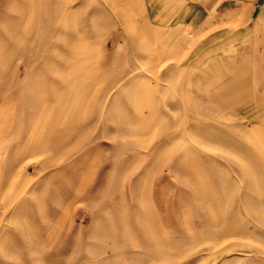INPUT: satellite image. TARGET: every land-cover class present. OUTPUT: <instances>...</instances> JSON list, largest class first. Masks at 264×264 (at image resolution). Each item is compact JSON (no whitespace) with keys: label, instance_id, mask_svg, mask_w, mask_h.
<instances>
[{"label":"rangeland","instance_id":"374dc122","mask_svg":"<svg viewBox=\"0 0 264 264\" xmlns=\"http://www.w3.org/2000/svg\"><path fill=\"white\" fill-rule=\"evenodd\" d=\"M256 3L183 29L0 0V264H264Z\"/></svg>","mask_w":264,"mask_h":264},{"label":"crops","instance_id":"0c3cea01","mask_svg":"<svg viewBox=\"0 0 264 264\" xmlns=\"http://www.w3.org/2000/svg\"><path fill=\"white\" fill-rule=\"evenodd\" d=\"M140 2L146 20L161 28L170 26L183 29H192L196 26L198 28L216 18L221 23L223 21L238 23L236 28H241L250 25L258 16H252L258 5L256 0H140ZM241 6L243 7L241 11L244 10L245 13L237 14L236 10Z\"/></svg>","mask_w":264,"mask_h":264},{"label":"water","instance_id":"95a60500","mask_svg":"<svg viewBox=\"0 0 264 264\" xmlns=\"http://www.w3.org/2000/svg\"><path fill=\"white\" fill-rule=\"evenodd\" d=\"M262 1V0H261ZM260 12V5L258 4L256 7H255V10L252 14L253 17H256L258 15V13Z\"/></svg>","mask_w":264,"mask_h":264}]
</instances>
